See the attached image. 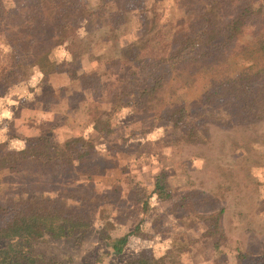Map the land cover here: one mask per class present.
Here are the masks:
<instances>
[{
    "label": "trees",
    "instance_id": "1",
    "mask_svg": "<svg viewBox=\"0 0 264 264\" xmlns=\"http://www.w3.org/2000/svg\"><path fill=\"white\" fill-rule=\"evenodd\" d=\"M164 2L0 0V264H41L43 254L36 248L39 241L60 239L75 228L95 226L104 243L101 247L119 254L131 238L144 232L150 204L155 201H169L163 214L178 217L182 224L191 219L189 230H196L192 226L199 224L200 231L197 237L185 234L186 239H168L167 243L149 231L147 240L156 250L150 245L152 253L138 254L130 264H173L172 257L193 251L197 242L208 240L218 252L215 263L223 262L224 245L228 247L222 225L226 205L198 210L195 203L199 198L195 197L199 192L183 191L180 183L175 188L181 190L180 196L175 198L169 184L174 173L166 163L148 190L139 191L135 201L140 216L131 225L119 222L117 213L111 215L120 212L123 197L131 200V191L121 194L120 184L111 187L117 192L112 200L96 191L92 183L102 169L100 145L111 151L108 142L124 149L135 143L149 147H169L181 141L207 143L214 126L228 133L229 150L243 161L253 155L251 147L257 151L264 147V0H189L193 7L185 11L190 18L176 22L170 40L159 45L163 39L154 41L149 34L156 27L148 28V23L150 15L155 17L154 6ZM222 5L236 6L225 20L218 19L216 13ZM253 20L258 21L250 39L234 49L233 43ZM94 37L114 50L98 53L92 46ZM93 60L94 69L90 68ZM98 67H103L99 73L95 72ZM197 71L207 76L200 97L189 103L165 101L171 78ZM103 76L107 78L104 81ZM65 79L79 89L104 84L108 92L113 91L109 105L89 103L86 126L77 136L56 139L48 125L30 130L34 128L31 124L27 130H19L17 123L27 112L23 103L41 100L54 92L46 89ZM57 87V93H65L62 86ZM74 93L81 94L70 91L69 101ZM253 162L261 165L257 159ZM218 168L225 179L218 183V193L200 190V204L211 201L215 205L226 198L224 191L233 187L241 202L244 197L239 189L245 187L248 190L244 192L264 206V180L253 175L248 166L243 167L242 177L235 165L218 164ZM245 181L250 183L241 185ZM108 204L112 211L107 220L118 232L109 233L97 222L104 211L101 208ZM228 249L235 264H264L263 242L250 249L236 240Z\"/></svg>",
    "mask_w": 264,
    "mask_h": 264
},
{
    "label": "rangeland",
    "instance_id": "2",
    "mask_svg": "<svg viewBox=\"0 0 264 264\" xmlns=\"http://www.w3.org/2000/svg\"><path fill=\"white\" fill-rule=\"evenodd\" d=\"M190 2L189 0H165L164 3H159L154 6L155 17L150 15V21L148 23V28L152 25L156 27L153 34H149L155 37L154 41L161 38L163 41L159 45H162L166 43L165 41L170 40V34L173 31L172 27L174 24L179 20H183L184 17L185 19L190 18L188 17L189 14L185 11L191 8V6L193 7ZM222 7L223 9L221 10H217V8L216 13H218V19L222 17L223 20L236 9L235 5L228 6V8H226L227 5H222ZM257 21L253 20L245 25L243 35L232 45L234 49H238L248 42L250 39V31L256 25ZM163 25L164 27H162ZM92 41V46L98 53H110L114 50L111 49L109 44H103L98 40V37H94ZM105 45H108V47L103 49ZM90 63V68L92 67L94 69L96 65L94 64V60ZM102 69L103 67L95 68V72L99 73ZM105 79L107 78L103 76L102 81ZM206 81L207 76L203 72L197 71L193 74L185 72L180 78H171L168 81L164 99L169 102L179 103L184 101L189 103L200 97ZM57 86H62L65 93H57L59 91ZM92 86L97 87L92 88ZM92 86L86 89L75 88L65 79L55 87L46 89L54 92H48L46 96L41 97V100H37L36 102L33 99V101H25L23 104L27 109L23 110L27 112L24 113L23 120L17 123L18 129L27 130L29 125L34 124V128H30V130H36L39 126L46 128L48 125L47 127L54 129L56 133L54 135L57 136L55 138L60 140L62 138L58 136L69 137L81 134L86 126V106L94 102L99 103L102 107H107L109 105L110 95L113 92H108L107 88H104V84H94ZM46 90L44 87V91ZM70 91H80L81 94L74 93L72 101H69ZM129 121L126 118V123ZM131 125H134L132 126L133 128L138 127L137 124ZM118 128L116 125L115 130L118 131ZM261 129L264 130V122L262 123ZM211 132V140L207 143L181 141L171 144L169 147H161L159 144L149 147L145 143H135L131 144L130 148L124 149L121 146H117V144L114 145L112 142H108L111 151H108L106 148H103V145H100L98 158L102 161V169H100V172L97 171L98 174L95 173L93 176L92 183L96 186L95 190L105 195L107 194L113 200L117 192L112 191L111 187L120 184L121 194L125 190L131 191L132 201L123 197V200L120 202V212L116 210L112 211L109 204L103 206L101 209H104V211L101 212L97 222L103 224L102 226L109 233L118 232L116 229L114 230L115 226L113 223L107 220L110 216L109 212L112 211L111 215L112 213L118 214L117 219L119 222L125 224L134 223L140 216L139 205L135 201L138 198L139 191L144 189L148 190L147 187L152 184L154 175L165 166L174 173L169 180V184L173 190L180 183L184 184L181 187L183 191L192 189L199 192L195 197V200L199 198L198 202L195 203L198 210L200 208L204 211L208 208V210H211V208H219L222 203L226 205L222 225L226 233L225 242L229 248H232L236 240H239V244L243 248L250 249H253L261 242L264 243V206L262 207L258 200H254L250 192L245 193L244 191L248 190L245 187L239 189L241 195L244 197L241 202L237 201L236 194L238 189L233 187L232 189L230 188L224 191L226 198L217 201L215 205L212 206L211 201L200 204V190L203 193H209L211 191L218 193L217 185L222 179H225L218 168V164L222 166L235 165V171L240 177L243 174V167L248 166L250 171L254 173L253 175L256 174L260 179L264 180V147L257 148L258 151L251 147L250 149L253 155L250 156L249 154V159L243 161L236 153L229 150L231 149V139L226 131L211 126ZM151 151L155 153V157L152 156ZM240 152L242 151L237 150V153ZM254 159L259 160L261 165H254ZM164 163L166 164L163 166ZM236 163L241 164L242 168H237ZM79 170L78 168L77 173H81ZM4 179H9V177H4ZM241 183V185H246L250 182L245 181ZM180 191H173V196L175 198L179 197ZM120 203L117 205L120 206ZM168 204L169 201L151 202L146 217L149 223L148 225L146 224L144 232L141 235L139 233L131 238L129 244L119 254H115L114 251L101 247V244L103 246L104 243L100 240V235L96 230L97 226H95L96 228H75L69 235L63 238L54 239L50 237L37 243L36 248L42 252L44 258L41 264H130L138 254H150L152 253V249H155L153 246L156 245L154 243L151 244L147 240L148 237H151V233H155L158 236L157 239L162 243L165 241L167 243L170 240L173 241L174 238H177V242H179L180 238L185 237L186 239V235H189L190 238L197 237L196 234L200 231L199 224H193L192 227L196 230H189L188 227L192 224L193 220L187 219L184 222L186 224H182L178 217L175 219L172 215L168 217V215L163 214ZM95 205L97 206L98 203L96 202ZM181 210L179 208L178 213H181ZM153 218L155 220L150 222ZM102 226L100 225V229L103 228ZM201 227L203 228L202 225ZM211 242V240L205 241V243L199 241L196 243L193 251L184 252L180 257L174 256L170 260L173 261V264H216L214 260L217 259L218 252L212 249ZM228 247L224 245L226 253L224 254L223 262L220 264H235L233 252ZM106 252L108 253L106 254Z\"/></svg>",
    "mask_w": 264,
    "mask_h": 264
}]
</instances>
